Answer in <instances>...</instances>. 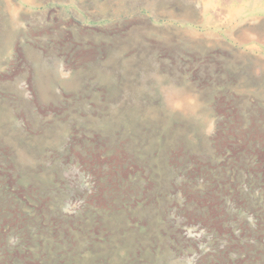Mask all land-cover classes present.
Returning <instances> with one entry per match:
<instances>
[{
    "label": "rangeland",
    "instance_id": "374dc122",
    "mask_svg": "<svg viewBox=\"0 0 264 264\" xmlns=\"http://www.w3.org/2000/svg\"><path fill=\"white\" fill-rule=\"evenodd\" d=\"M0 264H264V0H0Z\"/></svg>",
    "mask_w": 264,
    "mask_h": 264
}]
</instances>
